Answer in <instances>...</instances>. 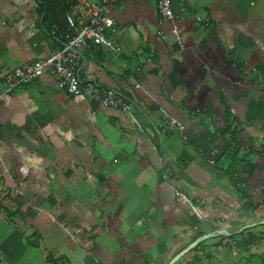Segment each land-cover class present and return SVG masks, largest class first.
Instances as JSON below:
<instances>
[{"label":"crops","instance_id":"1","mask_svg":"<svg viewBox=\"0 0 264 264\" xmlns=\"http://www.w3.org/2000/svg\"><path fill=\"white\" fill-rule=\"evenodd\" d=\"M64 3L55 26L38 0H0V91L102 0ZM157 4H106L112 46L83 51L79 78L129 112L70 94L51 67L1 97L0 264H167L219 229L172 264L264 259V223L244 228L264 219V0H171L161 24Z\"/></svg>","mask_w":264,"mask_h":264},{"label":"built area","instance_id":"2","mask_svg":"<svg viewBox=\"0 0 264 264\" xmlns=\"http://www.w3.org/2000/svg\"><path fill=\"white\" fill-rule=\"evenodd\" d=\"M119 0H102L101 5H93L91 15L87 24L73 34L62 35L61 47L45 58L17 66L6 73L5 87L0 91V99L3 95L12 92L16 87L29 83L32 79L41 75L47 68H53L58 77V84L72 95H82L100 105L129 112L131 108L130 99L122 92L111 87H105L93 80L83 81L79 78L84 56L83 51L88 42L112 46L110 33L116 30L111 17L104 14L106 4ZM158 23L172 21L175 13L171 0H158L157 4ZM196 19L201 20L200 17ZM173 30L176 32L177 27ZM177 40L180 36L177 35ZM163 133H182L181 139L187 140L183 133L185 125L174 117H165L159 123ZM176 194L179 192L176 191Z\"/></svg>","mask_w":264,"mask_h":264},{"label":"trees","instance_id":"3","mask_svg":"<svg viewBox=\"0 0 264 264\" xmlns=\"http://www.w3.org/2000/svg\"><path fill=\"white\" fill-rule=\"evenodd\" d=\"M38 1L42 5V7L47 9L42 14V20L49 21L51 24L55 26L61 24L63 20H66V14L68 13L66 12L67 6L64 3V1L66 0H61V1L60 0H38ZM195 248H197V246L194 247L193 249ZM190 251H192V249ZM187 253L188 252L184 253L183 255Z\"/></svg>","mask_w":264,"mask_h":264},{"label":"water","instance_id":"4","mask_svg":"<svg viewBox=\"0 0 264 264\" xmlns=\"http://www.w3.org/2000/svg\"><path fill=\"white\" fill-rule=\"evenodd\" d=\"M264 223V219H261L259 220L258 222H254L250 225H247L245 226L244 228L246 227H249V226H256V225H259V224H263ZM224 232V230H215L214 232H206L204 234H202L201 236L197 237L195 240H193L189 245H187L179 254H177L172 260H170L167 264H172L176 258H178L182 253H185V252H188L191 248H193L194 246L197 245V243L204 239V238H208V237H212L216 234H222Z\"/></svg>","mask_w":264,"mask_h":264},{"label":"rangeland","instance_id":"5","mask_svg":"<svg viewBox=\"0 0 264 264\" xmlns=\"http://www.w3.org/2000/svg\"><path fill=\"white\" fill-rule=\"evenodd\" d=\"M264 226V225H262ZM234 245H232L233 247ZM240 247V246H239ZM217 255V254H216ZM224 255H225V258L224 260L227 262V264H245L244 260L242 258H239V262L238 261H234V257L231 253L230 250H227V251H224ZM216 262L214 261L213 264H215ZM252 264H264V259H259V260H252L251 261Z\"/></svg>","mask_w":264,"mask_h":264}]
</instances>
